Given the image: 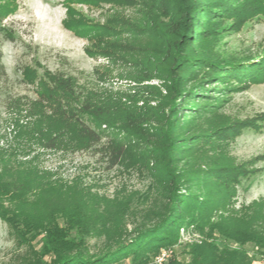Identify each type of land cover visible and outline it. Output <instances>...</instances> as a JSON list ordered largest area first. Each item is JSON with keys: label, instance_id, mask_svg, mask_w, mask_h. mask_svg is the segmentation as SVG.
Instances as JSON below:
<instances>
[{"label": "rangeland", "instance_id": "1", "mask_svg": "<svg viewBox=\"0 0 264 264\" xmlns=\"http://www.w3.org/2000/svg\"><path fill=\"white\" fill-rule=\"evenodd\" d=\"M191 11L196 33L184 39L181 14ZM0 51V168L25 163L41 178L12 210L58 215L114 201L127 206L124 232L141 225L163 201L140 161L126 154L111 166L103 149L40 143L59 97L50 79L70 76L91 107L84 119L120 141L125 112H167L180 75L176 165L203 204L197 226L178 230L172 261L193 264L196 247L206 264H264V0H0ZM15 220L0 215V264H37L40 244Z\"/></svg>", "mask_w": 264, "mask_h": 264}, {"label": "trees", "instance_id": "2", "mask_svg": "<svg viewBox=\"0 0 264 264\" xmlns=\"http://www.w3.org/2000/svg\"><path fill=\"white\" fill-rule=\"evenodd\" d=\"M191 12L193 15L181 14V22L188 31V34L182 35L184 39H191L196 33L193 20H196L197 12ZM181 42L177 41L174 45ZM181 58L182 60L171 62L170 71L190 57ZM226 74L230 78L236 77L237 71L228 70ZM5 78L0 51V81ZM180 78V75L174 77L171 89L173 96L171 105H167V112L160 106L150 114L127 111L123 118L119 117L118 128L124 133L120 141L109 138L106 140L102 132L92 128L84 119L85 115L92 114L91 107L83 96L82 89L70 76L61 75L50 79V82H56L54 85L59 97L53 96V119L47 120L39 133L42 146L55 150L103 149L111 166L118 165L128 154L150 171L153 180L160 187L163 205L158 211L151 208L144 215V222L135 226L128 234L121 228L124 210L127 208L121 202L109 201L99 210L73 207L60 211L58 215L40 212L27 215L17 209L12 210L10 206L21 199L26 201L30 188L41 178L34 166L25 167V163L20 162L6 163L0 168V215L15 218L16 222L13 224L18 231L21 234L22 231L29 233L33 240L39 242L37 264H112L127 258L128 264H147L161 248H172L180 228L197 226L198 219H194L191 214L197 205L203 203L197 200L191 187L185 184L184 175L176 165V153L184 144L175 133L178 128L177 115L184 105L175 100L178 93L180 95L187 91L175 87L180 85ZM190 91L187 97L198 94V91H191L190 95ZM181 189L184 191L181 192ZM92 235L99 236L100 240L98 250L93 253L88 242ZM200 251L201 253H197L196 247H193L189 252L193 264H206L208 257L204 251L207 250ZM172 258L173 253L167 264H183L179 260L172 261Z\"/></svg>", "mask_w": 264, "mask_h": 264}, {"label": "built area", "instance_id": "3", "mask_svg": "<svg viewBox=\"0 0 264 264\" xmlns=\"http://www.w3.org/2000/svg\"><path fill=\"white\" fill-rule=\"evenodd\" d=\"M172 253V248H161L159 252L147 264H167V261Z\"/></svg>", "mask_w": 264, "mask_h": 264}]
</instances>
